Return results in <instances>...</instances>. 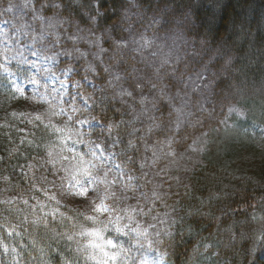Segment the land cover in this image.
<instances>
[{
    "label": "clouds",
    "instance_id": "1",
    "mask_svg": "<svg viewBox=\"0 0 264 264\" xmlns=\"http://www.w3.org/2000/svg\"><path fill=\"white\" fill-rule=\"evenodd\" d=\"M0 264H264V0H0Z\"/></svg>",
    "mask_w": 264,
    "mask_h": 264
}]
</instances>
